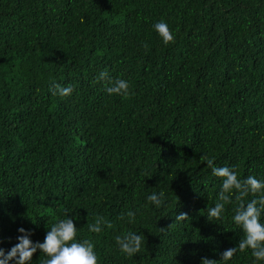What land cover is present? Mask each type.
Segmentation results:
<instances>
[{
    "label": "trees",
    "instance_id": "1",
    "mask_svg": "<svg viewBox=\"0 0 264 264\" xmlns=\"http://www.w3.org/2000/svg\"><path fill=\"white\" fill-rule=\"evenodd\" d=\"M104 70L134 95L110 96ZM213 158L264 179V0H0V247L21 227L42 243L69 214L99 264H264L251 249L221 260L244 233L234 199L208 219ZM160 191L157 208L147 197ZM96 216L112 227L89 232ZM129 231L146 240L134 257L115 240Z\"/></svg>",
    "mask_w": 264,
    "mask_h": 264
},
{
    "label": "clouds",
    "instance_id": "2",
    "mask_svg": "<svg viewBox=\"0 0 264 264\" xmlns=\"http://www.w3.org/2000/svg\"><path fill=\"white\" fill-rule=\"evenodd\" d=\"M154 29L165 45L175 42L172 30L163 20L157 22ZM142 47L147 49L148 45L145 43ZM97 81L105 82L104 90L110 96L118 95L128 98L134 95L129 81L120 78L113 80L107 70L100 72ZM49 91L53 95L67 97L73 93L74 87L53 83ZM207 166L212 169L214 176L222 178L217 202L214 207L208 209V219L210 221L222 219L225 205L233 203L234 199L237 206L234 209L232 220L244 233V238L239 241L236 247L228 248L221 254V260L229 261L238 250L244 252L251 249L255 261H264V223L261 222V216L264 214V179H257L254 175L241 179L235 168L215 167L214 158L207 159ZM250 194L254 198L246 201ZM147 200L159 208L165 203V193L163 191L152 193L147 197ZM126 215L130 223L135 221L136 212L129 210ZM124 218L125 214L121 213L119 219L123 220ZM190 219L187 213L175 216V222ZM105 225L108 228L112 227V224L103 216H96L95 222L88 224L87 227L89 232L98 234ZM18 232L21 233L17 237L18 242L10 250L6 251L0 247V264H31L37 250L48 257L43 264H99L94 242L91 239L77 240L78 228L69 214L67 218L58 220L48 229L42 243L33 242L30 238L33 233L23 227L19 228ZM115 240L119 250L128 257H134L140 253L142 246L146 244L143 234L131 231L117 235ZM201 264H219V261L203 258Z\"/></svg>",
    "mask_w": 264,
    "mask_h": 264
}]
</instances>
